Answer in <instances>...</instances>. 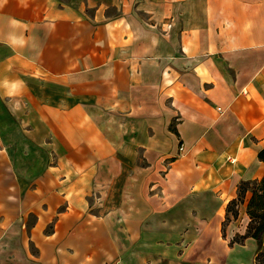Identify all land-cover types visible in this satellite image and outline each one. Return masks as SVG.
<instances>
[{
  "label": "crops",
  "instance_id": "obj_1",
  "mask_svg": "<svg viewBox=\"0 0 264 264\" xmlns=\"http://www.w3.org/2000/svg\"><path fill=\"white\" fill-rule=\"evenodd\" d=\"M263 147L264 0H0V264H254Z\"/></svg>",
  "mask_w": 264,
  "mask_h": 264
},
{
  "label": "trees",
  "instance_id": "obj_2",
  "mask_svg": "<svg viewBox=\"0 0 264 264\" xmlns=\"http://www.w3.org/2000/svg\"><path fill=\"white\" fill-rule=\"evenodd\" d=\"M259 160L264 162V147L257 154ZM249 198L246 203V213L248 215V223L244 234H236L230 241V244H243L246 238L251 237L258 243V249L254 256V264H264V176L256 180L242 181L238 185L237 198L231 200L226 207L225 219L222 222V233L230 215L234 218L238 215L237 205L243 203L246 194Z\"/></svg>",
  "mask_w": 264,
  "mask_h": 264
},
{
  "label": "rangeland",
  "instance_id": "obj_3",
  "mask_svg": "<svg viewBox=\"0 0 264 264\" xmlns=\"http://www.w3.org/2000/svg\"><path fill=\"white\" fill-rule=\"evenodd\" d=\"M248 257H249V258H248ZM250 257H251V256H249V254L247 253V254H246V260L251 259Z\"/></svg>",
  "mask_w": 264,
  "mask_h": 264
}]
</instances>
